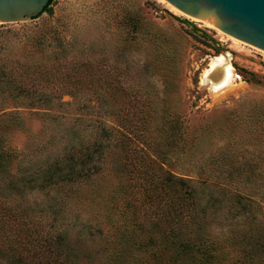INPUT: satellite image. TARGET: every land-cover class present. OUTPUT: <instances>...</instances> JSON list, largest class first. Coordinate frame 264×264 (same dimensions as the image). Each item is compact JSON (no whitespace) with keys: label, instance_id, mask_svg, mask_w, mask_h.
I'll list each match as a JSON object with an SVG mask.
<instances>
[{"label":"rangeland","instance_id":"1","mask_svg":"<svg viewBox=\"0 0 264 264\" xmlns=\"http://www.w3.org/2000/svg\"><path fill=\"white\" fill-rule=\"evenodd\" d=\"M49 8L0 25V264H264V56L162 0ZM59 56L71 92H19L13 68ZM101 126L97 169L45 179Z\"/></svg>","mask_w":264,"mask_h":264},{"label":"water","instance_id":"2","mask_svg":"<svg viewBox=\"0 0 264 264\" xmlns=\"http://www.w3.org/2000/svg\"><path fill=\"white\" fill-rule=\"evenodd\" d=\"M180 16L264 56V0H162ZM49 0H0V25H27Z\"/></svg>","mask_w":264,"mask_h":264},{"label":"trees","instance_id":"3","mask_svg":"<svg viewBox=\"0 0 264 264\" xmlns=\"http://www.w3.org/2000/svg\"><path fill=\"white\" fill-rule=\"evenodd\" d=\"M52 1L54 0H49V2L47 3V5L44 7L43 12H41V14H39L37 17H39L40 15H42L44 12H48V14H51V9L49 8V5L52 3ZM36 17V18H37ZM139 25V22H136V26ZM55 29V28H54ZM53 30V29H51ZM43 37V35H42ZM60 56L58 58H54V62L51 65H47L46 63H44L41 60H30V61H21L22 63L18 64L17 68H13L14 70H18L21 72V75L24 77V85H26L24 88L22 85L19 86V92H24L25 97H31V101H34V99H37V102H42L44 103H48V98L46 96H43L41 93L39 94V96H29V89H26L27 87L32 89V92H34V87H39V85H41V83L44 84H49V82L51 81V79H53L54 81H56V83H58V85L60 86V88L62 89H67L68 91L70 88V84L68 82V80L65 79V75L66 77L69 74V61H67L65 64H62L60 61ZM85 65L86 63H78L77 66H73L74 71L78 72V73H82L83 75L85 74ZM13 72V71H12ZM11 70H8V73L10 74L9 76V85L10 87H16L15 84H13L15 76L12 75ZM71 92V91H70ZM35 93V92H34ZM14 98H17L18 95L15 93L13 95ZM88 101V100H87ZM87 101L83 103V105H87ZM66 104V103H65ZM42 105V104H41ZM101 134L100 137L98 138L95 134L93 136H86V140L84 142H86L87 144L90 143L89 146V152H86L85 154L82 155V157L79 158V161H77V158L72 157V154H69V161L73 162V164L75 165L74 167H71V171L69 173H63V169L59 170L56 174L55 172L52 173H48L45 175V179H48V181H50L52 176H58L60 177L61 181H68L71 180L69 178H75L77 176H84L86 175V173H90L88 171H90V167H93L95 169L98 168V166H96L95 164H92L91 166L88 164L91 163H96L98 165V162H100V156H96L95 153H98L99 155H101L102 153V137H106V138H110L111 133L110 131H108V129H106L104 126L99 127L98 130ZM97 134V133H96ZM83 142V143H84ZM83 145V144H82ZM92 147H96V151L94 152V150L92 149ZM88 149V148H87ZM99 158V159H98ZM79 166V168H78ZM97 167V168H96ZM95 169H93L92 171H94ZM48 172V171H47ZM69 177V178H67ZM8 230V226H6L5 224H0V232L4 233ZM175 236V235H174ZM187 239H185L184 241H179L178 245L183 246L184 248H189L192 249L193 245H192V241L190 239V237H186ZM177 240H172L173 244H176ZM50 244V243H48ZM209 249H205V251L201 246H198V249L196 250L198 253H201V257H199L200 262L203 263H208L209 260H212L214 253L212 252L210 254V252L208 250ZM32 264L30 262H25L24 258H22V256H10V260H9V264ZM182 264H184L183 262H181Z\"/></svg>","mask_w":264,"mask_h":264},{"label":"bare ground","instance_id":"4","mask_svg":"<svg viewBox=\"0 0 264 264\" xmlns=\"http://www.w3.org/2000/svg\"><path fill=\"white\" fill-rule=\"evenodd\" d=\"M230 75V72L229 71H227V75L224 77V78H226V81H228V80H230V77H231V75ZM224 80V79H223ZM223 82V81H222ZM224 85V84H223Z\"/></svg>","mask_w":264,"mask_h":264}]
</instances>
